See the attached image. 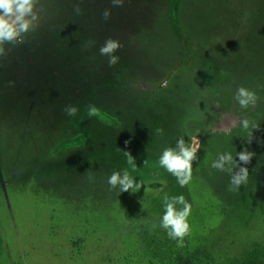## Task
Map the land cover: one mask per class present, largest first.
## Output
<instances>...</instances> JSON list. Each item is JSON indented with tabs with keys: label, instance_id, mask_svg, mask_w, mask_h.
Here are the masks:
<instances>
[{
	"label": "rangeland",
	"instance_id": "374dc122",
	"mask_svg": "<svg viewBox=\"0 0 264 264\" xmlns=\"http://www.w3.org/2000/svg\"><path fill=\"white\" fill-rule=\"evenodd\" d=\"M36 11L35 30L0 55V264H243L257 246L264 255V0H181V37L168 0H39ZM109 39L121 45L113 66L99 51ZM238 87L255 107L240 108ZM244 117L258 126L252 137ZM193 135L201 148L181 188L157 161ZM244 149L248 179L232 191L211 161ZM124 169L143 183L137 193L109 187ZM164 193L192 205L183 247L159 227Z\"/></svg>",
	"mask_w": 264,
	"mask_h": 264
},
{
	"label": "clouds",
	"instance_id": "9594fccd",
	"mask_svg": "<svg viewBox=\"0 0 264 264\" xmlns=\"http://www.w3.org/2000/svg\"><path fill=\"white\" fill-rule=\"evenodd\" d=\"M39 0H0V55L5 52V44H20L24 42V36L34 31L40 21V14L36 11ZM114 6H120L123 0H112ZM79 14V9H76ZM110 15L108 10L103 12L107 19ZM121 47L119 41L109 39L100 48V55L108 57V65L113 66L119 62V57L114 53ZM234 99L241 109L255 107L258 97L256 94L245 88L238 87ZM89 115H95L97 109L92 106L88 109ZM68 116H75L78 108L69 106L65 109ZM239 126L248 133L250 137L253 131L258 129L256 123L248 118H241ZM158 133L162 129L156 130ZM128 144V141L125 142ZM201 143L198 135H193L187 142L183 136L179 137L174 147H166L158 157L157 165L165 172L172 175L179 187L184 188L192 181L193 163L197 160V153L200 151ZM127 164L132 171L137 169L134 158L129 152H124ZM253 153L246 149L236 152L223 151L216 155L211 161V168L230 175V190L238 191L240 186L247 182L248 170L240 166L249 163ZM238 169V170H237ZM110 188H118L120 193H137L143 183L134 178L127 169L113 172L107 180ZM163 214L159 219V227L163 229L170 240L176 242L177 247H183L184 237L189 234L190 224L188 218L192 212V205L186 200L183 194L170 196L164 193L161 197ZM155 227V225H153Z\"/></svg>",
	"mask_w": 264,
	"mask_h": 264
},
{
	"label": "trees",
	"instance_id": "16d2710c",
	"mask_svg": "<svg viewBox=\"0 0 264 264\" xmlns=\"http://www.w3.org/2000/svg\"><path fill=\"white\" fill-rule=\"evenodd\" d=\"M181 0H168V16L173 33L181 37V28L178 21V7ZM243 264H264V255L257 246V249L252 253H247Z\"/></svg>",
	"mask_w": 264,
	"mask_h": 264
}]
</instances>
